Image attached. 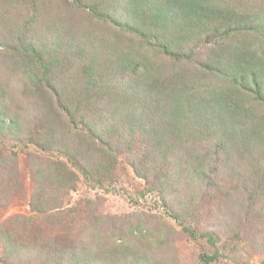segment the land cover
<instances>
[{
    "label": "trees",
    "instance_id": "16d2710c",
    "mask_svg": "<svg viewBox=\"0 0 264 264\" xmlns=\"http://www.w3.org/2000/svg\"><path fill=\"white\" fill-rule=\"evenodd\" d=\"M66 3V9L59 11L60 21L70 27L74 22L67 19L82 8L115 24L116 40L107 43L95 27L92 32L84 27L83 36L72 31L70 38L61 39L64 34L56 27L52 41H26L24 47L20 40L16 46L11 73L24 67L25 79L40 98L55 93L69 116L64 122L50 116L29 140L43 150L63 152L77 168L69 170L66 162L57 160L62 165L55 172L33 160L32 212L60 211L47 221L66 222L60 198L75 189L78 171L101 184L113 177L120 151L126 147L137 173L160 190L183 230L193 233L186 223H192L196 206L189 207L193 194L182 179L190 177L205 183L204 190L213 189V180L208 179L217 170L214 156L220 152L228 161L235 153L256 159L257 167L264 162V12L249 6L247 11H255L247 13L214 0H125L115 15L96 8L95 2ZM120 32L147 39L149 48L143 42L137 48L126 42L122 48ZM72 37L79 41L72 43ZM193 41L209 44L205 57L199 59L197 44L186 48ZM70 51L80 66L79 77L70 79L72 90L67 93L60 84L58 88L52 84L49 74L69 58ZM7 93L6 85L0 84V133L18 135L20 118L9 114ZM54 107L50 104L47 111ZM171 189L174 192L165 196ZM132 230L143 236L147 231L142 222ZM0 235L7 264H30L27 258L32 257L44 264H97L103 259L108 264L129 259L132 264H153L148 251L153 242L146 249L115 244L107 250L93 249L96 245L91 242L59 245L39 239L29 245L27 238L4 226Z\"/></svg>",
    "mask_w": 264,
    "mask_h": 264
},
{
    "label": "rangeland",
    "instance_id": "374dc122",
    "mask_svg": "<svg viewBox=\"0 0 264 264\" xmlns=\"http://www.w3.org/2000/svg\"><path fill=\"white\" fill-rule=\"evenodd\" d=\"M66 1H79L85 6L95 2L98 3L96 8H106L115 15L125 3V0H0V84L6 85L8 90L9 114L19 117L21 122L20 134L0 133V230L4 226L6 230L17 231L18 237L27 238L29 245L39 239L59 245L91 242L96 245L93 249L108 250L115 244L146 249L153 242L148 250L153 264H264V162H259L257 167L253 164L256 159H244L235 153L230 161L223 152L214 156L217 170L208 179L209 182L213 180V189L204 190L205 183L190 177L182 179L193 194L194 200H188L189 207L196 206L192 209V223H186L193 233L183 230V225L170 215L160 190L137 173L126 147L120 151L111 179L97 184L78 171L75 189L63 192L60 198L66 222L47 221L52 220V213L60 211L32 212L30 203L36 189L33 160L38 166L55 172L62 165L56 163L57 160L66 162L69 170L77 168L63 152L43 150L29 140L50 116L61 122L69 121V116L59 106L55 93H49L48 99L40 98L34 85L25 79L24 67L11 73L9 67L18 56L16 46L20 40L24 47L26 41L28 44L52 41L55 38L50 37L55 35L56 27L64 34L61 39L70 38L72 31L83 36L84 27L91 32L95 27L107 43H111L109 39L116 40L112 36L115 24L96 19L77 6L74 9L77 7L81 11L73 12L67 19L71 24L74 22L70 27L60 21L58 14L60 9H66ZM214 1L247 13L255 11H247L249 6L256 12H264V0ZM37 22L40 25H36ZM72 26L77 29L73 30ZM119 36L122 48L126 42L133 48L140 47L143 42L142 46L149 48V41L141 36L125 32H120ZM78 41L74 37L72 43ZM196 44L201 59L209 44L193 41L186 48ZM79 66L70 51L69 58L50 72L49 79L54 86L58 88L60 84L69 93L72 89L68 82L79 77L76 70ZM50 104L55 106L51 113L47 111ZM170 192L174 191L165 192V196ZM169 205L173 207L171 202ZM15 215L20 216L12 218ZM140 222L147 229L144 236L132 230V226ZM60 225L68 227V231L64 232ZM207 255L212 259L206 261ZM3 256L0 235V264H7ZM27 261L44 264L34 257ZM97 264L108 263L103 259ZM122 264H132V261L125 260Z\"/></svg>",
    "mask_w": 264,
    "mask_h": 264
}]
</instances>
